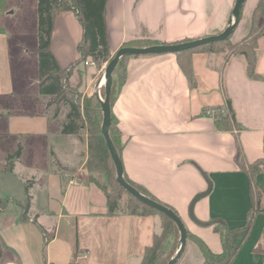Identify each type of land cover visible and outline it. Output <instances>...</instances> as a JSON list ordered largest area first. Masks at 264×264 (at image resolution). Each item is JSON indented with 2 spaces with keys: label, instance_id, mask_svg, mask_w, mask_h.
Listing matches in <instances>:
<instances>
[{
  "label": "crops",
  "instance_id": "0c3cea01",
  "mask_svg": "<svg viewBox=\"0 0 264 264\" xmlns=\"http://www.w3.org/2000/svg\"><path fill=\"white\" fill-rule=\"evenodd\" d=\"M235 1L106 0L110 57L125 44H172L219 34L232 21ZM257 1H244L231 43L248 34ZM81 38L75 13L56 11L50 49L62 67L80 59ZM37 46V0H0V198L7 203L0 210V264H139L161 231V218L108 204L88 179L86 140L62 134L67 107L53 117L46 108L50 96L39 93ZM106 64H80L68 81L99 95ZM124 66L126 79L111 107L122 134L123 176L168 205L219 253V233L212 224L194 223L189 205L210 183L193 207L198 220L240 227L252 208L250 176L235 153L238 143L246 165L264 157V34L257 38L253 73L241 54L192 53L193 87L175 53L130 56ZM226 99L234 120L231 129L220 130L215 115L227 112ZM18 147L20 156L5 170L7 156ZM52 159L66 168L52 165ZM27 181L30 205L23 218L19 204ZM255 185L264 198V166ZM234 242L240 247L232 264H264V213L255 214L248 232L236 231ZM176 264H204L193 240L187 239Z\"/></svg>",
  "mask_w": 264,
  "mask_h": 264
},
{
  "label": "trees",
  "instance_id": "16d2710c",
  "mask_svg": "<svg viewBox=\"0 0 264 264\" xmlns=\"http://www.w3.org/2000/svg\"><path fill=\"white\" fill-rule=\"evenodd\" d=\"M105 7L106 0H37L38 46L36 54L38 57V90L40 94L50 96V99L46 102V108H52L54 117L59 114L63 107H67V112L61 123V133L75 135L82 141L84 139L86 140V166L90 174L88 179L93 181L104 192L108 204L115 206L117 203L113 195L115 192H123L128 196V212L137 214L156 213L160 216L161 231L154 235L152 244L145 249L139 264H166L178 246L176 244L173 248V243H171L173 233H179L176 224L164 213L143 204L129 195L117 183L115 166L101 132L102 111L97 93L94 90L84 93L78 86H73L68 81L72 71L80 64H84L87 58H90L94 62V65L99 68L103 63H107L113 57H110L109 51ZM59 10H72L82 27V38L77 45L80 59L64 67L58 63L50 49L54 14ZM263 34L264 0H258L252 12L250 30L241 42L233 44L230 41V37H228L222 41L209 42L191 49L176 52L175 55L178 65L192 87L196 84L191 68V55L194 52H232L234 54L244 55L247 60L248 71L249 73H253L257 38ZM140 43L137 46H146ZM124 46L128 45L125 44ZM127 57L130 56L121 57L113 71L110 107H112L120 88L125 82L126 69L124 60ZM226 106L227 112L225 114L218 113L215 115V125L220 130L232 128L234 113L229 99H226ZM109 134L121 159L123 147L122 134L117 126V119L112 112ZM20 154L21 147H18L13 154L7 156L5 170H12L13 161ZM235 160L238 162L240 169L246 171L250 176L249 188L252 208L247 212L245 222L240 227L230 228L221 220L212 224L214 231L219 233L222 243V249L219 253L212 252L202 239L193 235L186 228L187 239L193 240L198 245L204 257V264H232L240 247V245H236L234 242V233L241 229H245L248 232L252 228L255 214L260 212L264 213V203L262 205V199L264 198L255 185L256 174L263 170L264 157L246 165L242 161V151L237 143ZM52 165L59 169L66 168L56 159H52ZM92 172L114 173L113 176H108L111 186L109 191L104 185L97 182L94 176H91ZM124 178L139 192L156 200L143 187L128 180L125 176ZM29 188L30 183L27 181L24 187L25 200L19 204L23 218L26 217L30 205ZM6 206V201L0 198V210L5 209ZM165 206L169 207L168 205ZM44 236L46 235L44 234ZM46 238L48 239L47 236Z\"/></svg>",
  "mask_w": 264,
  "mask_h": 264
},
{
  "label": "water",
  "instance_id": "95a60500",
  "mask_svg": "<svg viewBox=\"0 0 264 264\" xmlns=\"http://www.w3.org/2000/svg\"><path fill=\"white\" fill-rule=\"evenodd\" d=\"M244 1L245 0L235 1L233 11H232V16H233L232 21L219 34L201 37V38L179 42V43H172V44H154V45L143 46V47L124 46V47L119 48L115 52L113 57L107 62L105 66L104 98L102 99L101 97H99L98 93H97V96L100 101V106H101V111H102L101 132L105 139V143L109 151L110 157L115 166V170H116L115 178H116L117 183L129 195L139 200L143 204L159 212L164 213L176 224L178 231H179V243H178V246L174 254L172 255V257L169 259V261L166 264H176L178 260L180 259L182 253L184 252L185 247H186V242H187L186 227L176 212H174L171 208L165 206L164 204L154 199H151L148 196L139 192L134 186H132L128 181H126L123 176L122 162H121L120 156L109 134V127H110V122H111L110 93H111V86H112V80H113V76H112L113 71L119 59L123 56H133V55L138 56V55H149V54H160V53H176V52L191 49L196 46L203 45L209 42H216V41H222V40L227 39L228 37H230L232 31L234 30V28L236 27L238 23L240 10L242 8ZM209 191H210V183L208 184V187L205 191L198 193L197 195L194 196V198L192 199L189 205V215H190L191 220L200 226L211 225L218 221V220L200 221L195 217L193 213L194 204L200 198L207 195Z\"/></svg>",
  "mask_w": 264,
  "mask_h": 264
},
{
  "label": "rangeland",
  "instance_id": "374dc122",
  "mask_svg": "<svg viewBox=\"0 0 264 264\" xmlns=\"http://www.w3.org/2000/svg\"><path fill=\"white\" fill-rule=\"evenodd\" d=\"M104 84L102 85L101 87V91H100V94L99 96L101 98H103L104 96ZM62 111V109L60 110ZM66 110L64 112H62L61 114L63 115V113L66 114ZM60 113V112H59ZM52 116H53V111L50 113ZM54 117V116H53ZM39 166L40 167H43V164L39 163ZM90 174H88L89 176ZM114 173L112 172H108L107 174L105 172H92L91 173V176L95 177V179L97 180V182H99L100 184L104 185L108 191L110 190L111 186H110V182L108 180V176H113ZM16 185L13 183L12 184V187L14 188ZM114 198H116V203L120 205V207H122V209L124 210H128L127 209V206H128V196L126 193H123V192H115V194L113 195ZM264 203V199H262V205ZM13 205H16L17 206V202H14ZM171 243H173V248L174 246H176V244L179 243V233L175 232L173 233L172 235V239H171Z\"/></svg>",
  "mask_w": 264,
  "mask_h": 264
},
{
  "label": "built area",
  "instance_id": "2783aa9c",
  "mask_svg": "<svg viewBox=\"0 0 264 264\" xmlns=\"http://www.w3.org/2000/svg\"><path fill=\"white\" fill-rule=\"evenodd\" d=\"M84 64H85V65H90V64L93 65L94 62H93V61H88V60H86V61L84 62ZM206 113H207V114H210V115H212V116H214V114H213L211 111H209V110H207ZM82 256H83V255H81V257H82ZM79 257H80V256H78V258H79Z\"/></svg>",
  "mask_w": 264,
  "mask_h": 264
}]
</instances>
